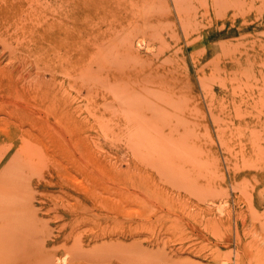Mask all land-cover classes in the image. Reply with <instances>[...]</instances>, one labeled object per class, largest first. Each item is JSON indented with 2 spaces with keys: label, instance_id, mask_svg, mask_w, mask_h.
<instances>
[{
  "label": "rangeland",
  "instance_id": "obj_1",
  "mask_svg": "<svg viewBox=\"0 0 264 264\" xmlns=\"http://www.w3.org/2000/svg\"><path fill=\"white\" fill-rule=\"evenodd\" d=\"M262 252L264 0H0V264Z\"/></svg>",
  "mask_w": 264,
  "mask_h": 264
},
{
  "label": "bare ground",
  "instance_id": "obj_2",
  "mask_svg": "<svg viewBox=\"0 0 264 264\" xmlns=\"http://www.w3.org/2000/svg\"><path fill=\"white\" fill-rule=\"evenodd\" d=\"M126 36V35H125ZM127 41V40H126ZM122 42V41H121ZM128 42V41H127ZM118 43V42H117ZM129 43V42H128ZM147 44V43H146ZM63 45V44H62ZM131 45V44H130ZM139 45H141L140 43L137 45V46H139ZM133 46V45H132ZM112 47H113V45H112ZM122 49V48H121ZM129 49V48H128ZM133 50H134V48H133ZM135 56V55H134ZM136 59V58H135ZM137 60V59H136ZM67 66V65H66ZM67 73V72H66ZM196 112V111H195ZM196 136V135H195ZM199 139V138H198ZM187 140V139H186ZM222 208V207H221ZM223 210V209H222ZM222 214V213H221ZM245 233V232H244ZM238 236V235H237ZM239 238V237H238ZM248 241H250V240H248ZM258 244V243H257ZM255 247V246H254ZM258 248V247H257ZM262 248V247H261ZM257 250H259V249H257ZM256 250V251H257ZM261 250V249H260ZM260 252V251H259ZM241 253H243V252H241ZM262 253H264V252H262ZM240 255V254H239ZM53 256V255H52ZM230 256V255H229ZM243 256H244V254H243ZM261 256V255H260ZM237 258H238V256H236ZM262 257H264V256H262ZM224 258H225V256H224ZM250 258V257H249ZM258 258V257H257ZM46 259V258H45ZM49 259L50 258H48V259H46V260H48L49 261ZM51 260V259H50ZM58 260H60V261H68V259L67 258H63V259H58ZM250 260V259H249ZM261 260V259H260ZM57 261V260H56ZM251 261V260H250ZM45 262H47V261H45ZM51 262V261H50ZM65 262H63V263H65ZM263 262H264V260H263ZM60 263V262H59ZM250 263V262H249ZM261 263V262H260ZM257 264V263H256Z\"/></svg>",
  "mask_w": 264,
  "mask_h": 264
}]
</instances>
